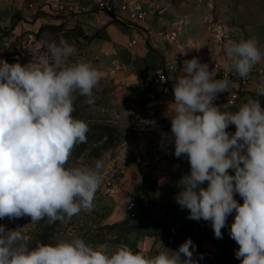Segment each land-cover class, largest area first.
I'll list each match as a JSON object with an SVG mask.
<instances>
[{
	"label": "clouds",
	"instance_id": "9594fccd",
	"mask_svg": "<svg viewBox=\"0 0 264 264\" xmlns=\"http://www.w3.org/2000/svg\"><path fill=\"white\" fill-rule=\"evenodd\" d=\"M42 45L46 52L36 63L0 60V219L28 216L31 223L54 224L90 212L102 184V159L85 166L68 162L89 132L88 124L72 115L73 96L79 93L94 104L103 77L88 62H70L77 49L65 39ZM224 53L229 71L242 79L264 62L254 37L228 41ZM231 83L216 79L196 57L183 61L169 105L170 135L161 133L162 146L170 141L174 156L190 165L176 182L174 197L181 210H188L187 218L210 222L214 237L222 239L233 215L229 236L239 246L236 259L264 264V108L259 99L264 79L238 110L222 111L214 101L219 93H230ZM230 125L234 132L228 131ZM164 249L149 256L127 245L93 247L80 237L32 246L21 228L0 225V264H199L191 238L177 250Z\"/></svg>",
	"mask_w": 264,
	"mask_h": 264
},
{
	"label": "rangeland",
	"instance_id": "374dc122",
	"mask_svg": "<svg viewBox=\"0 0 264 264\" xmlns=\"http://www.w3.org/2000/svg\"><path fill=\"white\" fill-rule=\"evenodd\" d=\"M98 1L0 0V60L36 63L46 52L42 41L58 42L63 38L77 49L70 62H88L101 71L103 78L99 90H94V104L89 105L79 93L73 96L72 115L85 121L89 132L87 142L73 149L68 166L91 165L97 159L104 162L102 184L90 212L82 211L63 223L49 224L46 219L31 223V218L25 216L0 219V225L8 230L21 228L32 246L80 237L93 247L127 245L149 256L164 251V247L177 250L186 238H191L199 264H241L235 257L239 246L229 236L233 215L222 229L223 238L216 239L210 222L188 219V210H181L176 203V182L189 172L190 165L185 158L174 156L170 141H164L162 146L161 133L170 128L162 125L164 121L151 122L146 117L135 121L134 113L140 108L119 105L114 100V74L125 69L135 71L117 64L114 55L127 54L131 48L126 46L129 30L138 29L116 18H121L117 5L125 1L130 7L144 8L148 13L146 26L155 30L173 27L178 30L182 46H201L208 56L224 59L228 41L249 38L247 25L264 24V0H102L114 8L113 13L101 12L107 15L103 17L110 25L106 34L97 17L100 14L82 13L94 23L77 19L78 6L96 12ZM68 4L77 6L76 12L66 9ZM102 39L111 40L112 49L105 51ZM202 43L209 49H203ZM152 58V64L159 62ZM151 78L144 77L153 84ZM247 97L232 107L220 108L235 112ZM259 99L264 108V97ZM228 131L234 132L235 126L230 125ZM162 177L166 181L159 183ZM235 198L243 203L238 195Z\"/></svg>",
	"mask_w": 264,
	"mask_h": 264
},
{
	"label": "crops",
	"instance_id": "0c3cea01",
	"mask_svg": "<svg viewBox=\"0 0 264 264\" xmlns=\"http://www.w3.org/2000/svg\"><path fill=\"white\" fill-rule=\"evenodd\" d=\"M97 14L101 15V13ZM103 16H105V18L107 17V15L104 14L97 17H100L98 19L102 21L106 34L108 33L110 25L108 26L107 20L104 19ZM77 19H80L79 21H90L94 23L91 17H85L82 14L78 15ZM129 31L127 35L129 36L128 39L136 37L135 30ZM245 31L249 38L254 37L259 41L261 51L264 52V24L253 23L247 25ZM101 43L105 51L112 49L111 40L102 39ZM202 45L204 46L202 47L203 49H209V46L205 43H202ZM126 53L127 54L123 55L115 53V62L119 65H123L125 68L133 67L135 71L131 72L125 69L124 71H117L114 74L113 78L115 79V85H117L113 92L115 102L123 106L139 107L140 110L134 113L135 121L142 120L145 117L149 118L151 122L161 123L164 121L162 125L169 127L171 130V121L168 118V115H171V106L169 105L174 101L173 86L176 82L177 75H179L182 70H169L168 65L171 63L173 56L177 54V50L164 46L159 47L157 50H152L148 49L145 44L139 43L131 47ZM153 56L158 58L159 62L157 64H152ZM260 64L262 68H264V62ZM158 71H164L167 76V83L164 88H159L152 83H147L144 79L145 76L154 78ZM166 133L170 135V131Z\"/></svg>",
	"mask_w": 264,
	"mask_h": 264
},
{
	"label": "built area",
	"instance_id": "2783aa9c",
	"mask_svg": "<svg viewBox=\"0 0 264 264\" xmlns=\"http://www.w3.org/2000/svg\"><path fill=\"white\" fill-rule=\"evenodd\" d=\"M65 6V5H63ZM98 10L96 12L89 11L88 7L77 6L68 4L66 9L74 10L77 15L82 13L97 14L103 10L113 11V6L107 1L97 2ZM87 10V11H86ZM118 14L121 18L116 17L118 20L124 23H131L137 26L136 37L129 39L126 46L133 47L139 43L145 44L152 50H157L159 47L164 46L168 48H175L177 54L173 56L171 63L168 65V69L182 70L183 61L190 60L196 57L201 63L208 65L209 70L212 71L213 76L216 79L227 78L232 83L230 84V93H219L214 103L217 106L232 107L242 97L247 95H255L257 83L260 79H264V68L261 64L257 65L251 75L247 79H242L234 71H229L227 67L226 58L220 59V57L208 56L200 50L199 46L194 44L182 46L179 40L178 30L170 27L168 29H152L144 24L148 13L144 8L132 6L130 7L125 1L117 5ZM113 13V12H112ZM167 83V76L164 71H158L153 78V85L159 88H164ZM130 208V207H129Z\"/></svg>",
	"mask_w": 264,
	"mask_h": 264
}]
</instances>
